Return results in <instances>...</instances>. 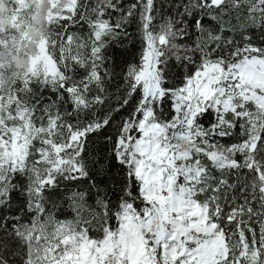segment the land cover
I'll list each match as a JSON object with an SVG mask.
<instances>
[{"label":"snow or ice","instance_id":"1","mask_svg":"<svg viewBox=\"0 0 264 264\" xmlns=\"http://www.w3.org/2000/svg\"><path fill=\"white\" fill-rule=\"evenodd\" d=\"M0 264H264V0H0Z\"/></svg>","mask_w":264,"mask_h":264}]
</instances>
